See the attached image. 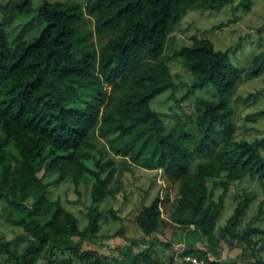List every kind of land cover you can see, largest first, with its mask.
<instances>
[{"label":"trees","instance_id":"1","mask_svg":"<svg viewBox=\"0 0 264 264\" xmlns=\"http://www.w3.org/2000/svg\"><path fill=\"white\" fill-rule=\"evenodd\" d=\"M230 1L88 0L83 5L43 0L44 30L16 44L9 41L7 21L0 20V201L7 220L38 244L7 256L4 264H77L74 258L102 225L104 211L96 204L116 195L110 183L119 161L131 170H162L177 189L169 217L163 216L160 194L138 212L136 223L144 234H184V253L209 264H240L220 261L222 242L234 246L239 240L247 245L243 261L264 264L259 255L264 226L255 218L244 224L252 198L241 199L217 233L233 183L250 178L264 190V137L235 135L229 101L245 77L262 73L264 51L246 72L232 63V48L217 49L207 37H194L191 45L181 43L173 54H164L187 10ZM3 8L7 16L35 11L33 0H7ZM88 16L95 18L94 31L82 28ZM95 34L111 36L98 47ZM174 59H181L193 77L188 95L214 87L218 99L200 98L195 119L178 115L169 130L151 102L177 88ZM196 157L204 159L193 169ZM66 178L92 183L95 205L84 229L61 200L49 197L50 186ZM218 187L223 188L219 196ZM110 213L119 218L115 208ZM0 246L8 249L10 243ZM151 249L134 241L125 258L91 264H141V257L154 264ZM170 257L178 264L175 253Z\"/></svg>","mask_w":264,"mask_h":264},{"label":"rangeland","instance_id":"2","mask_svg":"<svg viewBox=\"0 0 264 264\" xmlns=\"http://www.w3.org/2000/svg\"><path fill=\"white\" fill-rule=\"evenodd\" d=\"M51 1H75L85 5L88 0ZM6 2L7 0H0V20L7 21L11 44L31 40L41 34L46 26L39 14L43 0H33L35 11L24 16L5 15L3 7ZM82 28L94 31L95 18L88 16ZM110 36L95 34L97 46L99 47ZM194 37L210 38L217 49L232 48L230 55L232 63L242 71L250 70L254 66L255 57L264 51V0H231L222 7L187 10L176 32L169 37L164 54H173L181 43L191 45ZM171 66L177 88L156 96L151 102L152 108L161 113L169 130L175 126L178 115L190 114L192 119H195L200 98L218 99V92L214 87L198 89L188 95L193 77L186 71L181 59L172 60ZM229 101L234 108L235 135L249 140L264 137V113H262L264 112V70L258 76L245 77L229 95ZM189 129L194 132L196 126L191 124ZM203 159L196 157L192 162V168L195 169L196 164ZM48 179L54 181L56 176H50ZM110 187L116 190V195L109 196L96 204L104 211L101 228L97 235L85 244V251L77 255L74 261L77 264H91L98 258H125L128 252H131L134 241H139L140 246H152L150 256L154 264H171L170 256L174 253L178 256L184 234L173 233L172 238L162 237L156 233L149 236L144 234L136 223L138 212L144 205L150 204L158 194L162 197L160 205L163 216L169 217L174 210L177 189L167 181L163 171H149L137 166L131 170L125 161H119ZM222 193L223 188L218 187L216 195ZM49 197L52 201L61 200L66 208L76 214L81 229L87 226L88 211L95 205L91 182L76 184L70 178H66L50 186ZM246 197L252 198L253 201L244 218V224L255 218L256 223L264 226V190L258 181L248 178L230 186L225 198V208L218 222L217 233L226 225L238 202ZM112 208L116 209L119 218L113 217L110 213ZM169 241H172L171 247L167 246ZM0 242L10 243L8 249L0 246V264H4L9 255L17 256L38 246L26 235L22 227L7 220L2 201H0ZM234 243V246H230L225 241L222 242L223 255L220 261L253 264L252 261H243L244 248L247 245L239 240ZM138 248L136 247V251ZM259 255L264 257V248L259 250ZM139 263L147 264L142 257Z\"/></svg>","mask_w":264,"mask_h":264},{"label":"built area","instance_id":"3","mask_svg":"<svg viewBox=\"0 0 264 264\" xmlns=\"http://www.w3.org/2000/svg\"><path fill=\"white\" fill-rule=\"evenodd\" d=\"M185 246L180 244V249L178 250V256L176 260L178 264H209L204 258H199L195 255L185 254Z\"/></svg>","mask_w":264,"mask_h":264}]
</instances>
